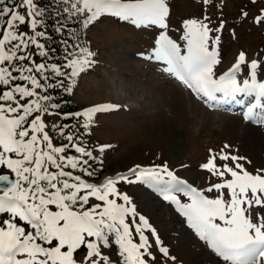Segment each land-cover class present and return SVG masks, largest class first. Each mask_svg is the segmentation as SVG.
<instances>
[{"label": "snow or ice", "instance_id": "6c2138e0", "mask_svg": "<svg viewBox=\"0 0 264 264\" xmlns=\"http://www.w3.org/2000/svg\"><path fill=\"white\" fill-rule=\"evenodd\" d=\"M201 2L208 8L219 3V22L209 12L184 19L174 39L171 0H0V264H112L104 249L113 245L122 264L175 262L170 245L119 189L121 183L143 185L169 204L215 264H264V212L253 216L255 209L264 210V167L249 171L252 161L234 154L231 145L209 149L200 166L210 174L206 188L180 177L167 162L134 165L96 183L88 179L98 173L93 165L102 166V154L114 145L90 147L80 129L92 126L94 114L119 106L76 113L84 123L75 130L70 123L53 124L54 136L46 130V115L73 118L62 112L59 92L70 94L98 63L85 31L103 19L157 29L141 59L182 81L210 110L237 105L246 121L264 125V54L249 59L241 50L218 73L226 0ZM257 3L264 0H248ZM239 17L264 26V8L251 16L242 5ZM49 28L60 37L62 63L52 56ZM229 34L235 38V29Z\"/></svg>", "mask_w": 264, "mask_h": 264}, {"label": "rangeland", "instance_id": "374dc122", "mask_svg": "<svg viewBox=\"0 0 264 264\" xmlns=\"http://www.w3.org/2000/svg\"><path fill=\"white\" fill-rule=\"evenodd\" d=\"M242 5H248L251 16H255L261 3L252 6L248 0H226L222 11L228 23L223 35V60L217 70L223 69L238 51L243 50L254 58L257 53L264 54V26H254L251 18L241 23ZM214 9L204 7L200 0H171L170 35L178 38L176 28L184 19L200 18L205 12L213 14ZM232 28L235 38L229 34ZM86 35L91 48L98 53V63L78 78L79 86L71 92L72 101L78 108L104 101L121 104L119 110L94 114L95 121L88 129L90 147L114 145L102 154L103 164L98 166L103 170L102 178L134 165L167 162L170 167L188 165L176 169L177 173L206 188L210 174L202 171L200 165L208 160L209 149L219 152L225 144L232 146L234 154L247 156L252 161L246 165L249 171L264 167V125L244 121L238 112L210 110L180 82L161 71L160 65L139 57L138 54L154 45L157 29L103 19L88 28ZM58 118L59 115L44 117L45 120ZM60 143L54 140L56 146ZM67 154L75 155L71 149ZM213 181L217 178H211L210 182ZM118 186L133 198L138 211L150 219L161 238L170 245L177 259L169 260L168 264H215L206 246L169 204L143 185L121 183ZM258 211L264 212L255 209L254 217ZM104 251L118 256L117 249Z\"/></svg>", "mask_w": 264, "mask_h": 264}, {"label": "trees", "instance_id": "16d2710c", "mask_svg": "<svg viewBox=\"0 0 264 264\" xmlns=\"http://www.w3.org/2000/svg\"><path fill=\"white\" fill-rule=\"evenodd\" d=\"M40 2L42 4L47 5L48 0H40ZM51 23H52V21L49 20V24H51ZM78 26L82 28V25H78ZM48 31L51 33V35L53 37V42L50 45L51 48L54 49V51L52 52V56H53V58L55 59L56 62L62 63L63 62V59H62L63 58V52L61 50L60 37L56 33H53L51 31V28H49ZM86 31H85V40L89 41L88 38H87V35H86ZM59 95L64 97V99L61 100V104L63 105L62 112H69L70 111V112H72L74 114V116H73V118L70 121L63 120L61 115H59L58 119L45 120L46 124H48V128L46 130H48L49 134L53 135V136L55 134L50 131L51 126L53 124H61L63 122L70 123L72 125V127H73V130H75L77 124L83 125V123H84L82 117L80 118V117L75 116V114H76L75 111H76V109L78 107H77V104L74 101H72L71 93L68 94V93H65V92L61 91V92H59ZM80 130H81V132H82V134L84 136V139L88 143V139H89L88 138V136H89L88 134H89V132L87 130L83 129V128H81ZM57 141H59V140H57ZM59 142H61V141H59ZM93 166L94 167H98V165H93ZM102 171H103L102 168H101V170L99 169L97 175L95 177H92V179H94V180L99 179L100 176H101Z\"/></svg>", "mask_w": 264, "mask_h": 264}]
</instances>
